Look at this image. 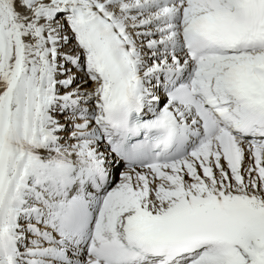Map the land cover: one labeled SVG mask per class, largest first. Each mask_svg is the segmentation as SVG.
<instances>
[{"label":"snow or ice","instance_id":"6c2138e0","mask_svg":"<svg viewBox=\"0 0 264 264\" xmlns=\"http://www.w3.org/2000/svg\"><path fill=\"white\" fill-rule=\"evenodd\" d=\"M0 264H264V0H0Z\"/></svg>","mask_w":264,"mask_h":264},{"label":"rangeland","instance_id":"374dc122","mask_svg":"<svg viewBox=\"0 0 264 264\" xmlns=\"http://www.w3.org/2000/svg\"><path fill=\"white\" fill-rule=\"evenodd\" d=\"M81 75L80 76H78V77H80V78H83V73H80ZM91 84V82H89L87 85H85V87H87V88H90V86H92V85H90ZM117 179H118V177H117Z\"/></svg>","mask_w":264,"mask_h":264},{"label":"bare ground","instance_id":"6f19581e","mask_svg":"<svg viewBox=\"0 0 264 264\" xmlns=\"http://www.w3.org/2000/svg\"><path fill=\"white\" fill-rule=\"evenodd\" d=\"M74 43V42H73ZM73 71L75 72V69H73ZM81 74L80 73H78V76H80ZM83 76V75H82ZM90 85H92V84H90ZM92 86H90V88H91ZM89 88V89H90ZM162 95V99H163V94H161Z\"/></svg>","mask_w":264,"mask_h":264}]
</instances>
